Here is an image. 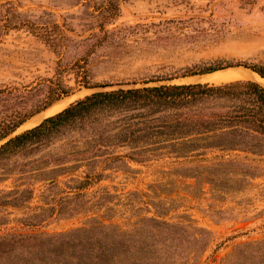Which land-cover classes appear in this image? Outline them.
<instances>
[{
    "label": "rangeland",
    "instance_id": "1",
    "mask_svg": "<svg viewBox=\"0 0 264 264\" xmlns=\"http://www.w3.org/2000/svg\"><path fill=\"white\" fill-rule=\"evenodd\" d=\"M107 2L0 0V89L11 91L0 93V109L33 113L14 134L51 104L89 94L83 80L185 84L215 65L264 66V0H119L102 26L97 7ZM74 138L67 133L0 158V236H53L116 214L112 223L122 229L140 218L173 223L182 241L172 251L191 252L185 264H224L245 244L264 242V154L163 150L137 161L121 146L107 154L118 159L73 169L66 154ZM131 191L138 197L128 201Z\"/></svg>",
    "mask_w": 264,
    "mask_h": 264
},
{
    "label": "trees",
    "instance_id": "2",
    "mask_svg": "<svg viewBox=\"0 0 264 264\" xmlns=\"http://www.w3.org/2000/svg\"><path fill=\"white\" fill-rule=\"evenodd\" d=\"M118 2L108 0L102 8L97 7L102 13V26L115 18ZM229 66L231 64L215 65L201 73ZM250 67L264 78V66ZM83 83L90 85L87 80ZM0 93L11 91L0 89ZM32 114L0 109V158L15 154L28 145H44L67 133L75 134L70 142L72 150L66 154L76 162L73 169L83 162L88 165L97 157L105 162L118 159L107 154L121 146L128 147L130 152L127 155L137 161L165 153L163 150L178 157L208 148L264 154V86L248 79L220 84L142 85L96 92L70 103L39 124L12 135ZM88 183L87 179L79 181L73 189L80 190ZM125 196L132 201L138 193L131 191ZM109 198L116 200L118 195H109ZM108 209L116 212L114 208ZM115 215L102 216L108 223L93 216L88 220V227L53 236H0V263L188 262L191 252L175 254L172 251V247L176 248L182 241L176 236L173 223L154 217L140 218L135 219L129 229H122L112 223ZM224 264H264V242L245 244Z\"/></svg>",
    "mask_w": 264,
    "mask_h": 264
},
{
    "label": "bare ground",
    "instance_id": "3",
    "mask_svg": "<svg viewBox=\"0 0 264 264\" xmlns=\"http://www.w3.org/2000/svg\"><path fill=\"white\" fill-rule=\"evenodd\" d=\"M249 74H251L252 76H250ZM253 76L259 78L264 82V79L261 78L258 74L243 67H228L226 69H219L207 74L195 75L194 77H191L183 82H207L208 80H211L210 82H213L214 84H220L232 80H237L243 77L245 79H250L251 77L253 78ZM72 98L73 97H68L61 101L53 103L45 109L43 114H39L34 119H32L30 123H28V125L34 126L42 119V117L50 116L61 111L72 100Z\"/></svg>",
    "mask_w": 264,
    "mask_h": 264
},
{
    "label": "water",
    "instance_id": "4",
    "mask_svg": "<svg viewBox=\"0 0 264 264\" xmlns=\"http://www.w3.org/2000/svg\"><path fill=\"white\" fill-rule=\"evenodd\" d=\"M228 68V67H227ZM226 69V68H224ZM216 71V70H215ZM213 72V71H212ZM210 73V72H207ZM207 73H203V74H207ZM256 73V72H255ZM257 74V73H256ZM202 75V74H199ZM194 76V75H192ZM261 77V76H260ZM262 78V77H261ZM264 79V78H263ZM191 83H200V82H191ZM138 86H136L134 83L132 84H102V85H92V86H86V88H88L89 90H91V92L89 94L92 93H96V92H101V91H107V90H119V89H131V88H136ZM87 94V95H89ZM86 96V95H85ZM52 105V104H51ZM49 107V106H48ZM47 107V108H48ZM51 116V115H50ZM48 117V116H47ZM46 118V117H45ZM29 129V128H28ZM14 135V133L12 134ZM1 143V142H0Z\"/></svg>",
    "mask_w": 264,
    "mask_h": 264
}]
</instances>
